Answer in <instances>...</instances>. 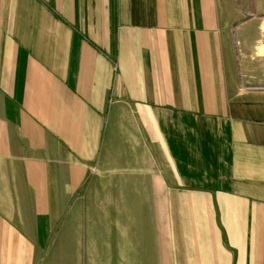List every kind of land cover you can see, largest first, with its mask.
Segmentation results:
<instances>
[{"label":"crops","instance_id":"0c3cea01","mask_svg":"<svg viewBox=\"0 0 264 264\" xmlns=\"http://www.w3.org/2000/svg\"><path fill=\"white\" fill-rule=\"evenodd\" d=\"M250 1L0 0L2 264H264ZM93 195L129 234L83 235Z\"/></svg>","mask_w":264,"mask_h":264},{"label":"rangeland","instance_id":"374dc122","mask_svg":"<svg viewBox=\"0 0 264 264\" xmlns=\"http://www.w3.org/2000/svg\"><path fill=\"white\" fill-rule=\"evenodd\" d=\"M237 1H240V0H237ZM253 4L254 3H252V0H251L250 1V11H252V9H253ZM253 16L255 17L257 15L256 14L250 15V17H253ZM262 22H263V20H260V19L255 20V25H253L252 28L253 27L258 28ZM250 51L251 52L249 54V59L253 60L251 58V55H254V48L251 47ZM247 86L253 87L256 85H247ZM86 182L87 183L85 184V187L88 183H90L89 181H86ZM114 198L115 197H113V196H105V197L100 196L99 197L98 195H93V196L87 197V204H88L89 210L85 209V211L82 213V215L84 216V218L86 220V222H85L86 225L83 229V235H85V236L86 235L87 236L99 235V232L102 228V227H99L101 220H106V221L113 223V224H114L113 221L117 220L119 226H115V227L116 228L119 227L118 228L119 234H123V235L129 234V232L132 228L131 217H130L131 213H130V207H129V196L122 197V199H125L126 202L125 201L122 202L121 206H110L112 203H114ZM102 200L105 201L106 210L103 212L105 213L106 218L104 217V213H102V211L99 210V208L103 207V205L101 204ZM173 219H174V217H173V214L171 213V217H170V220H171V227H170L171 241L173 238H176L174 236L178 235V230H179L177 227L173 226ZM138 224H140V222H138ZM61 226H62V221H59L57 227H55L56 233H57V231L62 229ZM111 230L113 231L114 229L112 228ZM138 231H139V235L145 233L144 229H142L140 226L138 227ZM141 231H142V233H141ZM180 231H181L182 235H186V236L192 235V229H189V233H188L187 228L180 229ZM174 247L176 249L177 245L171 243V251H173L172 248H174ZM2 249H3V245H0V264H2V258H1L2 257ZM171 263H172V260H171Z\"/></svg>","mask_w":264,"mask_h":264},{"label":"bare ground","instance_id":"6f19581e","mask_svg":"<svg viewBox=\"0 0 264 264\" xmlns=\"http://www.w3.org/2000/svg\"><path fill=\"white\" fill-rule=\"evenodd\" d=\"M264 24V23H263ZM262 30L264 31V25H262ZM257 52L262 55L264 52V45H261L258 49Z\"/></svg>","mask_w":264,"mask_h":264}]
</instances>
